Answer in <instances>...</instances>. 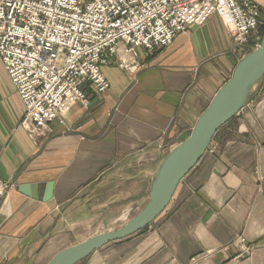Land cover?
Here are the masks:
<instances>
[{
  "label": "crops",
  "instance_id": "crops-1",
  "mask_svg": "<svg viewBox=\"0 0 264 264\" xmlns=\"http://www.w3.org/2000/svg\"><path fill=\"white\" fill-rule=\"evenodd\" d=\"M251 1L264 14V0ZM241 55L216 14L153 52L120 44L101 66L108 89L85 85L88 103H70L36 140L19 125L24 106L0 60V179L11 183L0 197V264H44L135 215ZM213 143L148 226L76 264H264V76ZM238 235L250 250L233 260Z\"/></svg>",
  "mask_w": 264,
  "mask_h": 264
},
{
  "label": "built area",
  "instance_id": "built-area-1",
  "mask_svg": "<svg viewBox=\"0 0 264 264\" xmlns=\"http://www.w3.org/2000/svg\"><path fill=\"white\" fill-rule=\"evenodd\" d=\"M210 14L243 53L259 45L264 19L251 0H0V60L24 106L20 127L31 140L45 137L51 122L63 123L70 103H88L85 85L95 93L108 89L106 54L120 44L125 52H153ZM215 149L212 140L206 153ZM10 186L0 179V197ZM231 244L233 260L250 250L241 235Z\"/></svg>",
  "mask_w": 264,
  "mask_h": 264
},
{
  "label": "water",
  "instance_id": "water-1",
  "mask_svg": "<svg viewBox=\"0 0 264 264\" xmlns=\"http://www.w3.org/2000/svg\"><path fill=\"white\" fill-rule=\"evenodd\" d=\"M263 76L264 34L259 45L236 62L230 77L199 114L189 134L163 157L152 178L146 204L117 229L94 234L64 247L44 264H76L94 250L148 226L167 207L179 182L202 158L217 131L246 105ZM27 189V186L19 188L21 193L28 195Z\"/></svg>",
  "mask_w": 264,
  "mask_h": 264
},
{
  "label": "rangeland",
  "instance_id": "rangeland-1",
  "mask_svg": "<svg viewBox=\"0 0 264 264\" xmlns=\"http://www.w3.org/2000/svg\"><path fill=\"white\" fill-rule=\"evenodd\" d=\"M252 2H253V1H252ZM254 3H255V2H254ZM255 4H256V3H255ZM258 6H259V5H258ZM259 7H260V6H259ZM260 8H261V7H260ZM261 16H262V18L264 19V14L262 13V8H261ZM181 33H182V32H181ZM260 33H261L262 36H263V34H264V25H262V26L260 27ZM176 36H177V35H176ZM176 36H175V37H176ZM175 37H174V38H175ZM174 38H173V39H174ZM261 38H262V37H261ZM173 39H172V40H173ZM260 40H261V39H260ZM159 49H160V48H159ZM253 49H254V48H253ZM241 52H242V55H241L242 57H243L245 54L248 53V51H247V52H244V53H243V51H241ZM231 72H232V71H231ZM230 74H231V73H230ZM229 77H230V75H229ZM229 77H228V78H229ZM228 78H227V79H228ZM247 104H248V102L246 103V105H247ZM246 105H245V106H246ZM245 106H244V107H245ZM244 107H243V108H244ZM243 108H242V109H243ZM242 109H241V110H242ZM231 120H232V119H231ZM190 130H191V129H190ZM189 132H190V131H189ZM188 134H189V133H188ZM215 135H216V134H215ZM214 137H215V136H214ZM214 137H213V139H214ZM213 139H212V140H213ZM210 143H211V142H210ZM206 150H207V149H206ZM205 153H206V151H205ZM205 153H204V154H205Z\"/></svg>",
  "mask_w": 264,
  "mask_h": 264
},
{
  "label": "trees",
  "instance_id": "trees-1",
  "mask_svg": "<svg viewBox=\"0 0 264 264\" xmlns=\"http://www.w3.org/2000/svg\"><path fill=\"white\" fill-rule=\"evenodd\" d=\"M230 121H231V120H230ZM230 121H229V122H230ZM229 122H227L225 125H227ZM225 125H223L221 128H223ZM221 128H220V129H221ZM220 129H219V130H220ZM219 130H218L217 132H219Z\"/></svg>",
  "mask_w": 264,
  "mask_h": 264
},
{
  "label": "bare ground",
  "instance_id": "bare-ground-1",
  "mask_svg": "<svg viewBox=\"0 0 264 264\" xmlns=\"http://www.w3.org/2000/svg\"><path fill=\"white\" fill-rule=\"evenodd\" d=\"M212 141V140H211ZM209 146V145H208ZM208 148V147H207Z\"/></svg>",
  "mask_w": 264,
  "mask_h": 264
}]
</instances>
